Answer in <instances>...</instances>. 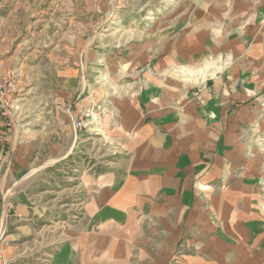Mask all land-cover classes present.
<instances>
[{
    "label": "crops",
    "instance_id": "crops-1",
    "mask_svg": "<svg viewBox=\"0 0 264 264\" xmlns=\"http://www.w3.org/2000/svg\"><path fill=\"white\" fill-rule=\"evenodd\" d=\"M129 60L143 72L112 74L70 107L32 106L20 89L0 155V254L8 264H264V0L178 6ZM10 202L17 215L4 217Z\"/></svg>",
    "mask_w": 264,
    "mask_h": 264
},
{
    "label": "rangeland",
    "instance_id": "rangeland-1",
    "mask_svg": "<svg viewBox=\"0 0 264 264\" xmlns=\"http://www.w3.org/2000/svg\"><path fill=\"white\" fill-rule=\"evenodd\" d=\"M188 2L192 0H0V80L16 83L17 95L24 89L32 106L70 107L89 98L90 90H103L112 74L130 80L143 72L129 58L172 10ZM95 148L92 162L103 165L102 147ZM92 162L80 161L79 169ZM71 167L66 163L60 170L65 174L55 172V182L50 180L52 187L45 189L51 196L61 191ZM32 178L33 190L48 188L46 177L43 182L39 173Z\"/></svg>",
    "mask_w": 264,
    "mask_h": 264
},
{
    "label": "built area",
    "instance_id": "built-area-1",
    "mask_svg": "<svg viewBox=\"0 0 264 264\" xmlns=\"http://www.w3.org/2000/svg\"><path fill=\"white\" fill-rule=\"evenodd\" d=\"M17 94L18 88L16 83L10 79L0 80V155L3 153L6 137L9 130V119L17 110ZM76 131L84 128L83 119H78L74 124ZM6 212L4 217L9 215H17L14 205L10 202L6 204ZM4 230L1 231L0 237H3ZM0 264H8L4 257L0 254Z\"/></svg>",
    "mask_w": 264,
    "mask_h": 264
},
{
    "label": "bare ground",
    "instance_id": "bare-ground-1",
    "mask_svg": "<svg viewBox=\"0 0 264 264\" xmlns=\"http://www.w3.org/2000/svg\"><path fill=\"white\" fill-rule=\"evenodd\" d=\"M167 1H170V2H172L173 0H167ZM154 18H150V19H148V20H153Z\"/></svg>",
    "mask_w": 264,
    "mask_h": 264
}]
</instances>
